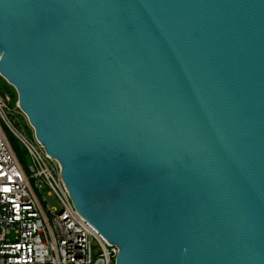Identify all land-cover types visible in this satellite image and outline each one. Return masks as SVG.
<instances>
[{"label": "water", "instance_id": "water-1", "mask_svg": "<svg viewBox=\"0 0 264 264\" xmlns=\"http://www.w3.org/2000/svg\"><path fill=\"white\" fill-rule=\"evenodd\" d=\"M0 75L115 264H264V0H0Z\"/></svg>", "mask_w": 264, "mask_h": 264}, {"label": "built area", "instance_id": "built-area-1", "mask_svg": "<svg viewBox=\"0 0 264 264\" xmlns=\"http://www.w3.org/2000/svg\"><path fill=\"white\" fill-rule=\"evenodd\" d=\"M14 114L0 84V264H115L118 247L78 213L59 161L35 134H25ZM12 140L25 149L26 163ZM52 195L60 209L48 203Z\"/></svg>", "mask_w": 264, "mask_h": 264}, {"label": "rangeland", "instance_id": "rangeland-1", "mask_svg": "<svg viewBox=\"0 0 264 264\" xmlns=\"http://www.w3.org/2000/svg\"><path fill=\"white\" fill-rule=\"evenodd\" d=\"M0 84L3 91H5V93L11 98L12 105L15 108L14 118H12L13 121L19 124V126L23 129V131L29 138H34V131L31 128L27 117L21 111V109L17 107L18 95L15 88L12 85H10L1 75H0ZM46 197L50 206H54L58 209L61 208V204L57 201L55 196L52 195Z\"/></svg>", "mask_w": 264, "mask_h": 264}, {"label": "trees", "instance_id": "trees-1", "mask_svg": "<svg viewBox=\"0 0 264 264\" xmlns=\"http://www.w3.org/2000/svg\"><path fill=\"white\" fill-rule=\"evenodd\" d=\"M12 145L20 159V161L24 164L27 162V154L25 149L16 141L12 140Z\"/></svg>", "mask_w": 264, "mask_h": 264}]
</instances>
